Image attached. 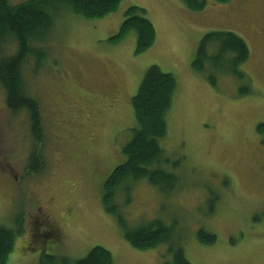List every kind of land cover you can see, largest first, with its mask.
Wrapping results in <instances>:
<instances>
[{
	"label": "rangeland",
	"instance_id": "1",
	"mask_svg": "<svg viewBox=\"0 0 264 264\" xmlns=\"http://www.w3.org/2000/svg\"><path fill=\"white\" fill-rule=\"evenodd\" d=\"M204 1L194 11L182 0H121L100 18L64 9L29 43L37 55L26 58L22 79L39 105L44 167L26 173L35 148L30 116L9 109L0 83V225L17 232L7 264H64L94 246L109 250L113 264H163L172 259L167 243L140 249L123 235L156 218L192 264H264V138L257 131L264 124V0ZM131 6L144 9L155 28L141 53L134 30L110 41ZM211 32L244 40L241 75L229 71L231 56L213 41L194 69ZM17 49L9 37L0 61ZM152 65L175 78L157 165L177 180L161 193L129 178L117 188L112 214L103 185L126 160L138 127L132 98ZM201 229L214 241H200Z\"/></svg>",
	"mask_w": 264,
	"mask_h": 264
},
{
	"label": "trees",
	"instance_id": "2",
	"mask_svg": "<svg viewBox=\"0 0 264 264\" xmlns=\"http://www.w3.org/2000/svg\"><path fill=\"white\" fill-rule=\"evenodd\" d=\"M120 1L24 0L17 4H11L8 0H0V45H3L9 37H13L18 46L14 55L0 61V83L6 90V103L9 109L13 112L20 109L28 111L35 145L28 158L26 173L38 174L44 167L38 152L42 135L39 105L36 100L31 99L25 93L22 79V65L26 58L37 55L29 43L36 41V36L46 34L64 9L84 18H100L114 11ZM215 1L224 3L228 0ZM182 2L188 9L194 11L201 10L205 6L204 0H182ZM143 13L144 9L140 7H129L125 12L119 32L112 36L110 41H120L130 30H134L136 33L135 52L141 53L148 49L155 40V28L142 15ZM211 41L215 42L221 53L231 56L228 60L231 65L229 71L234 75H241L236 67L246 61L249 49L244 40L232 32L206 34L197 50V56L193 62L194 69L202 68V61L206 57L208 58V43ZM174 88L175 78L172 74L162 72L156 65L150 66L145 71L140 86L132 98L134 117L138 127L124 148L126 160L114 168L103 185V203L109 213L116 214L113 210L115 193L117 188L126 183L129 178H132L134 182L146 180L161 193H169L168 191L176 183L175 175L157 165L163 160L164 151L161 148L160 140L166 134L165 116L171 106ZM257 131L264 138L263 123L257 126ZM117 218L124 225L122 216L118 215ZM16 233L13 229L0 225V264H7L8 255L14 247ZM170 233V227L156 218L133 229L126 228L123 235L132 246L140 249L167 243L172 259L163 264H192L187 259L181 245L170 241ZM198 236L199 240L204 243L213 242L215 239L213 235L206 233L203 229L198 233ZM64 264H113V258L109 250L101 246H94L83 258L75 261L65 260Z\"/></svg>",
	"mask_w": 264,
	"mask_h": 264
}]
</instances>
